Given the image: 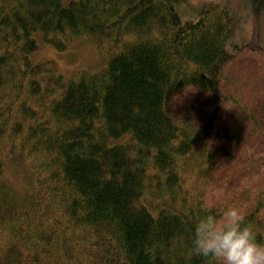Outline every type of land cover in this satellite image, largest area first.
I'll return each mask as SVG.
<instances>
[{
	"label": "trees",
	"instance_id": "1",
	"mask_svg": "<svg viewBox=\"0 0 264 264\" xmlns=\"http://www.w3.org/2000/svg\"><path fill=\"white\" fill-rule=\"evenodd\" d=\"M184 5L0 0V264H217L194 225L230 207L264 244V45Z\"/></svg>",
	"mask_w": 264,
	"mask_h": 264
},
{
	"label": "clouds",
	"instance_id": "2",
	"mask_svg": "<svg viewBox=\"0 0 264 264\" xmlns=\"http://www.w3.org/2000/svg\"><path fill=\"white\" fill-rule=\"evenodd\" d=\"M241 209L230 207L220 218L205 215L194 225V251L217 264H264V244L258 243Z\"/></svg>",
	"mask_w": 264,
	"mask_h": 264
},
{
	"label": "rangeland",
	"instance_id": "3",
	"mask_svg": "<svg viewBox=\"0 0 264 264\" xmlns=\"http://www.w3.org/2000/svg\"><path fill=\"white\" fill-rule=\"evenodd\" d=\"M208 2H229L233 10L237 12L241 20L240 26L238 27L240 32L239 37L249 41H254V39L258 38L264 45V14L259 16L250 14L247 9L243 7V5H240V0H187L188 6L186 7L184 5L182 7V14L184 18H186L187 16H191V7H199L202 4ZM45 54L46 56H51L53 59L58 61L61 67L66 71L74 69L77 64H81L80 62L83 59L84 61L82 62L90 64L94 61L95 58L93 51H90L87 47H83L82 49L78 50H69L65 52H60L55 49H47Z\"/></svg>",
	"mask_w": 264,
	"mask_h": 264
}]
</instances>
